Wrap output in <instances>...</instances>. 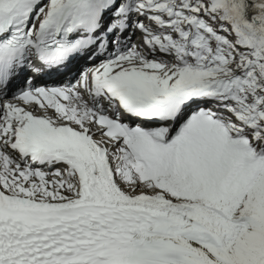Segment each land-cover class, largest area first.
<instances>
[{
	"label": "snow or ice",
	"instance_id": "6c2138e0",
	"mask_svg": "<svg viewBox=\"0 0 264 264\" xmlns=\"http://www.w3.org/2000/svg\"><path fill=\"white\" fill-rule=\"evenodd\" d=\"M0 264H264V0H0Z\"/></svg>",
	"mask_w": 264,
	"mask_h": 264
}]
</instances>
